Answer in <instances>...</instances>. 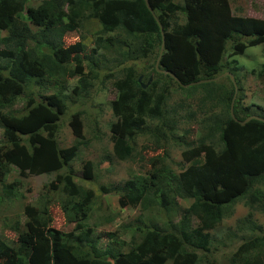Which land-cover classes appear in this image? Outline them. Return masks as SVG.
Masks as SVG:
<instances>
[{
	"label": "trees",
	"instance_id": "16d2710c",
	"mask_svg": "<svg viewBox=\"0 0 264 264\" xmlns=\"http://www.w3.org/2000/svg\"><path fill=\"white\" fill-rule=\"evenodd\" d=\"M28 2L0 0V127L5 141L0 144V183L9 173L8 164L23 177L56 173L44 191L62 184V210L75 228L55 229L50 201L42 196L23 207L25 230L17 242L0 238V264H220L209 254L210 231L244 200L249 211L235 228L254 235L243 239L226 264H264V232L252 219L254 211L264 215V123L250 120L242 126L231 118L234 86L229 77L182 88L155 69L161 27V70L171 72L183 85L229 71L238 87L235 118L264 119L253 105H245L235 63L224 62V57L264 46V19L233 15L228 0H148L154 15L145 0H41L35 7ZM73 32L79 34L77 40L66 44V36ZM107 53L113 54V67L106 77L113 78L117 91L110 102L115 121L108 128L115 157L132 160L136 139L150 137L151 149L159 154H164L167 144L181 146L182 161L188 164L174 172L164 166L162 156H156L147 177L103 188L118 196L121 208L147 212L155 208L168 216L162 227L151 220L143 228L134 227L128 247L123 241L117 243L119 233L93 234L85 228L93 194L74 182L70 166L84 144L83 111L70 116L74 143L60 147L58 141L68 102L74 96H89ZM151 75L152 82L143 89ZM73 79L76 85L67 94ZM177 92L184 96L181 102L197 92L201 96L205 115L197 133L202 134L190 142L178 136L182 117L172 108L175 104L168 105ZM20 98L24 107L14 110ZM195 117L191 109L185 110L184 119ZM91 132L96 139L97 130ZM62 170L67 173L58 175ZM92 170L86 162L81 174L91 180ZM9 185L3 187L6 198L19 181ZM178 200L191 203L182 208ZM173 210L179 218L176 223L168 213ZM102 238L111 240L104 249L98 247ZM124 248L128 250L123 252ZM207 254L205 259L200 256Z\"/></svg>",
	"mask_w": 264,
	"mask_h": 264
},
{
	"label": "rangeland",
	"instance_id": "374dc122",
	"mask_svg": "<svg viewBox=\"0 0 264 264\" xmlns=\"http://www.w3.org/2000/svg\"><path fill=\"white\" fill-rule=\"evenodd\" d=\"M40 2L41 0H29L28 5L35 7ZM228 3L232 13L236 16L264 19V0H228ZM78 35L75 32L68 34L65 38L66 44L76 41ZM229 44L227 43V46ZM112 59L113 54L107 53L105 55L100 65L101 73L97 74L98 79L94 81V87L88 97L78 99L74 96L68 102V112L62 118L58 141L60 147H69L74 143V136L69 126L70 116L74 112L83 111L84 114L81 117L84 144L79 147L77 158L70 166L74 170V182L83 190L91 191L93 194L85 228L91 229L93 234L119 233L120 239L117 243L123 241L128 247L135 236L136 230H133L134 227L143 228L149 223V220L162 227V223L168 219V216L159 213L155 208L148 212L142 211L139 207L121 208L118 204V196L103 190V188L108 189L112 185L131 178L147 177L151 171V161L156 156H162L164 166L174 172H179L186 168L188 164L182 161L181 151L183 148H180L181 146L176 143L167 144L166 148L163 149L164 154H159L158 150L153 151L151 149L150 137L136 139V150L132 160L121 161L115 157L112 152V142H110L108 128L109 124L115 121L110 102L115 99L117 91L112 86L113 78L111 76L106 77L107 71L113 67ZM224 62L226 64L230 63L229 66L235 63L233 71L241 79L245 105L256 104L264 108V73L259 74L264 70V46L249 47L243 55L227 57ZM75 85L76 79L70 80L65 93L70 94ZM182 98L184 96L177 92L168 101V105L172 107V104H175L172 108H176L182 117L178 136L184 137L190 142L193 141L196 135L202 134L201 130L197 133V127L199 122L201 124L205 113L200 110V95L195 94L184 102H181ZM180 103L184 105L181 108L178 107ZM24 104V98H20L13 109L21 111ZM190 109L196 117L186 120L183 118L185 117V110ZM194 111H198V114ZM96 123L99 124L95 126ZM1 129L0 127V144H3L5 141ZM92 130H97L96 139L92 137ZM86 162L92 164L93 178L91 180L85 179L81 174ZM179 164L181 166H178ZM10 166L8 164L9 173L4 176L0 183V238L10 244H15L19 234L25 230L26 218L22 213L23 207L27 204H35L42 196L50 201L48 209L53 218L52 226L62 232L73 231L75 223H70V216H66L62 210L65 203L62 184H52L48 190L44 191V186L55 180L56 173L23 177L19 174L17 168ZM65 173L67 172L62 170L58 172V175H64ZM14 181H19V185L15 188L16 191L10 195V198H6L3 187ZM259 188L262 190L261 186ZM244 202L245 200L237 202L232 214L225 217L213 231H210L213 240L209 246V254L220 264H226L227 258L239 248L243 239L254 235L250 230L237 231L235 228L236 222L244 218L249 211L243 204ZM190 203V200H178L177 206L186 208ZM168 213L171 221L176 223L179 218L176 216L175 211ZM252 213L253 221L264 232V215L258 211ZM110 242L111 240L102 238L98 242V247L104 249L106 245H110ZM127 250L124 248L123 252ZM200 256L205 259L208 254Z\"/></svg>",
	"mask_w": 264,
	"mask_h": 264
},
{
	"label": "water",
	"instance_id": "95a60500",
	"mask_svg": "<svg viewBox=\"0 0 264 264\" xmlns=\"http://www.w3.org/2000/svg\"><path fill=\"white\" fill-rule=\"evenodd\" d=\"M145 3H146L147 8L149 9V11L153 14V10L151 9V7H150L149 4H148V0H145ZM153 15H154V14H153ZM160 30H161V35H162V47H161V49H160L159 57H158L157 61L155 62V69H156V71L159 72V73L169 75L171 78H173L175 81L178 82L177 78H176L173 74H171L170 72H167V71L160 70V69L158 68V65H159V58H160V56H161V54H162V51H163V39H164V35H163V30H162V28H160ZM224 76H229L230 79H231V81H232V83H233V85H234V95H233V97H232V100H231V102H230V106H229V113H230L232 119L236 120V121H237L240 125H242V126L245 125L247 122H249V121L252 120V119H254V120H259V121L264 122L263 119H260V118L255 117V116H250V117L246 118L244 121H238V120L235 118V116H234V100H235V98H236V94H237V87H236V85H235L234 77H233L230 73H224V74L219 75L218 77H216V78H214V79H211V80H203V81H200V82H198V83H201V82H209V81H218L219 79H221V78L224 77ZM151 80H152V78L150 77L149 80H148V82H147V85H143L142 88H146V86H148V85L150 84ZM139 81H140V79H139ZM190 85H192V84H190ZM190 85H182V87L185 88V87H188V86H190Z\"/></svg>",
	"mask_w": 264,
	"mask_h": 264
},
{
	"label": "clouds",
	"instance_id": "9594fccd",
	"mask_svg": "<svg viewBox=\"0 0 264 264\" xmlns=\"http://www.w3.org/2000/svg\"><path fill=\"white\" fill-rule=\"evenodd\" d=\"M149 4V3H148ZM234 15V14H233ZM161 28V27H160ZM163 35H164V33H163ZM162 36V35H161ZM161 47H162V40H161ZM161 47H160V49H161ZM163 47H164V39H163ZM163 52V51H162ZM159 54H160V51H159ZM162 55V54H161ZM158 57H159V55H158ZM226 57H224V59H225ZM158 59V58H157ZM160 59V58H159ZM157 61V60H156ZM158 68H159V65H158ZM160 69V68H159ZM161 70V69H160ZM164 71V70H163ZM168 72V71H167ZM171 73V72H170ZM224 73H230L229 71L227 72H224ZM224 73H222V74H224ZM236 73V72H235ZM172 74V73H171ZM221 74V75H222ZM233 77H234V75L232 74V73H230ZM166 75V74H165ZM237 75V74H236ZM169 76V75H168ZM151 78H152V75L150 76ZM149 77V78H150ZM218 77V76H217ZM224 77H229V76H224ZM224 77H222V78H224ZM149 78H148V80H149ZM216 78V77H215ZM221 78V79H222ZM139 79L141 80L142 79V76H140L139 77ZM139 79H138V81H139ZM173 79V78H172ZM214 79V78H213ZM229 79H230V77H229ZM240 79V78H239ZM174 80V79H173ZM178 80V79H177ZM211 80V79H210ZM220 80V79H219ZM218 80V81H219ZM234 80H235V78H234ZM175 81V80H174ZM201 81H203V80H201ZM230 81H231V79H230ZM240 81H241V79H240ZM140 82V81H139ZM151 82H152V80H151ZM150 82V83H151ZM177 84H179L180 85V87H182V85L183 84H181V82L178 80V82L177 81H175ZM198 82H200V81H198ZM198 82H193V83H190V84H192V85H190V84H188V85H190V86H198V85H200V84H202V83H204V82H201V83H198ZM209 82H211V81H209ZM213 82H216V81H213ZM231 83H232V81H231ZM233 84V83H232ZM145 85H147V83L145 84ZM235 85H236V82H235ZM241 85H242V82H241ZM143 86V85H142ZM234 86V85H233ZM236 87H237V85H236ZM146 88H147V86H146ZM146 88H143V89H146ZM183 88V87H182ZM237 92H238V87H237ZM242 93H243V89H242ZM197 95H200L198 92L196 93ZM233 95H234V93H233ZM237 95V94H236ZM236 99V98H235ZM245 99V98H244ZM235 101V100H234ZM253 105V109H256V113H263L264 114V108L263 107H261V106H257L256 104H252ZM231 116V115H230ZM252 116H255V117H258V118H260V119H263V118H261V117H259V116H257V115H252ZM250 117V116H249ZM232 118V117H231ZM252 120H254V119H252ZM264 120V119H263ZM259 121V120H258ZM262 122V121H261ZM264 123V122H263ZM8 186H10L9 184H8ZM4 193H6V191L4 192ZM5 196H7L6 194H5ZM190 205V204H189Z\"/></svg>",
	"mask_w": 264,
	"mask_h": 264
}]
</instances>
